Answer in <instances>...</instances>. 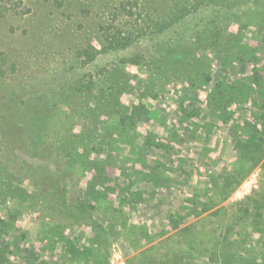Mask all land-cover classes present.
Masks as SVG:
<instances>
[{
    "label": "rangeland",
    "instance_id": "rangeland-1",
    "mask_svg": "<svg viewBox=\"0 0 264 264\" xmlns=\"http://www.w3.org/2000/svg\"><path fill=\"white\" fill-rule=\"evenodd\" d=\"M202 2L0 0V264H264V0Z\"/></svg>",
    "mask_w": 264,
    "mask_h": 264
},
{
    "label": "trees",
    "instance_id": "trees-1",
    "mask_svg": "<svg viewBox=\"0 0 264 264\" xmlns=\"http://www.w3.org/2000/svg\"><path fill=\"white\" fill-rule=\"evenodd\" d=\"M231 0H205V2H202L204 5H208V6H212L213 4H214V2L216 3V5L218 4V5H223V4H225V5H228V7L233 3V2H230ZM131 4H133V5H129L130 7H133V6H135V2H133V3H131ZM122 10V9H121ZM122 11H125V9L123 8V10ZM131 12H129V14H130ZM154 22V26L153 27H155L154 29H156V30H160V31H162V29H164V27L168 24V21L167 20H164V19H158V20H154L153 21ZM148 28V27H147ZM137 32H139V33H137ZM133 33V34H132ZM136 33V37L139 39L140 37H143V35H146V27L145 28H139V30H132V32H130V34H128V35H134ZM151 35H154V34H151ZM126 43H128V44H130V40L128 39L127 41H126ZM132 43H134V42H132ZM131 43V44H132ZM127 47H129V46H127ZM170 51V53H171V51L172 50H169ZM5 123V122H4ZM253 139V138H252ZM249 140V142H253V140ZM255 147V146H254ZM251 149H252V147H251Z\"/></svg>",
    "mask_w": 264,
    "mask_h": 264
},
{
    "label": "crops",
    "instance_id": "crops-1",
    "mask_svg": "<svg viewBox=\"0 0 264 264\" xmlns=\"http://www.w3.org/2000/svg\"><path fill=\"white\" fill-rule=\"evenodd\" d=\"M218 264H249V261L244 257H229L220 259Z\"/></svg>",
    "mask_w": 264,
    "mask_h": 264
}]
</instances>
